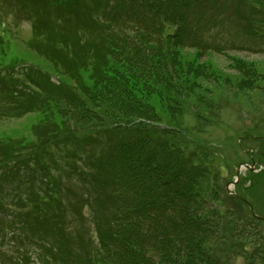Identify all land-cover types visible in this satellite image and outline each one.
<instances>
[{
  "label": "trees",
  "instance_id": "trees-1",
  "mask_svg": "<svg viewBox=\"0 0 264 264\" xmlns=\"http://www.w3.org/2000/svg\"><path fill=\"white\" fill-rule=\"evenodd\" d=\"M219 1L34 0L44 4L47 12L43 31L34 35H46L48 43L53 32L70 27L75 45L69 55L67 46L65 48L61 42H49V48L32 43V47L42 50L40 54L45 53L52 62H56L54 57L61 60L56 64L66 71L72 64L74 74L72 87L66 83L59 86L46 83L39 74L37 84L41 92H46L42 99L52 96L60 101L74 99L73 105L82 111L80 98L84 97L105 118L114 120L107 122L108 126L99 127L97 134L90 137L73 138L54 132L53 135L45 133L38 144H25L21 140L9 148L0 145V186L9 187L17 197L7 205L0 190V210L11 214V219L4 218L0 222V228L17 230L19 235L16 234L15 240L19 238L21 244L24 239L41 243L42 264H72L69 256L74 258L73 264H232L237 257L244 264H264V247L252 240L253 234L249 232L252 217L240 219L227 203L218 207L209 205L214 196L204 194V172L175 153L170 132L157 133V128L147 125L141 129L140 122L139 125L134 123L157 119L146 113L152 107L145 102L148 96L144 92L149 87L143 80L148 77L151 83H159L156 80L166 76L171 80L181 68L174 54L166 61L158 51L154 52L156 46L151 44L161 47L163 40L169 48L192 47L205 51L200 28L205 23L214 27V20L192 29L189 13L197 8L205 10L204 4L213 9ZM249 10L252 15L245 31L258 41L260 50H264V18H255L263 10L255 7ZM203 18L197 16L194 20L199 22ZM257 23L260 28L255 27ZM213 51L220 52L221 48L214 47ZM87 66L92 67V71L87 70L92 82L83 89L78 71H84ZM195 70V75L201 74L199 68ZM243 70L241 65L238 71ZM5 79L13 84V79ZM163 82L168 85L170 98L180 93L176 84ZM37 93L19 99L10 93H0V114L11 108L22 111L23 107H19L25 102L41 100L35 97ZM2 97L11 100V104H4ZM75 112L77 110L72 111L73 118ZM88 112L81 113L88 115ZM47 129L53 132L50 125ZM101 129L113 138L96 142L94 135L101 139ZM60 142H78L70 154L71 157L84 154L85 163L78 166L67 157L66 163L60 161L61 149L52 153L53 144ZM110 143L113 146L106 150L103 146ZM9 151L13 152L6 156ZM21 151L23 153L18 155ZM71 157L68 158L72 160ZM76 182L81 184L80 189V185L77 190L72 187ZM21 184L27 187L23 189ZM7 187L0 188L7 190ZM89 191L95 196L92 201L97 203L96 215L107 212L103 208L104 200L115 208V215L98 222L104 225L97 224V244L91 238L83 244L79 235L76 236L78 250L87 249L81 251L82 256H76L70 227L83 222L81 211L88 199L90 201ZM225 195L223 202L236 203L235 197ZM219 201L221 199H213L215 204ZM241 220L240 225L236 223Z\"/></svg>",
  "mask_w": 264,
  "mask_h": 264
},
{
  "label": "rangeland",
  "instance_id": "rangeland-1",
  "mask_svg": "<svg viewBox=\"0 0 264 264\" xmlns=\"http://www.w3.org/2000/svg\"><path fill=\"white\" fill-rule=\"evenodd\" d=\"M43 6L44 4H39V7ZM203 6L201 7L209 12L196 7L200 12L196 13L197 9L191 10L189 17L192 20L190 25L192 29L198 24L214 20L215 25L212 28L208 23L200 26V31L203 33L201 45L205 44L207 48L205 51H202V48L195 50L192 47L169 48L163 40L161 47L158 44H151L156 46L154 52L158 51L166 61L171 59V54H174L181 68L171 80H167L168 76L156 80L159 83H151L148 77L146 81L143 80V84L147 82L149 87L148 91L144 92V95L148 96L145 102H149L148 105L152 107L146 113L157 116V119L143 122L136 120L134 123L136 125L141 123L139 126L141 129L148 125L157 128L155 130L157 133L170 132L169 139L175 153L181 158L189 159L204 172L206 178L204 194H209V197L214 196L208 204L218 207L227 203L237 211L240 219L251 216L253 221L249 224L252 230L249 232L253 234L252 240L258 241L264 247V220H262L264 219V170H260V166L264 165V50H260L258 41L245 31L248 18L250 14L252 15L250 7L263 10L256 14L257 20L264 18V0H220L219 5L213 9L205 4ZM31 10L29 6L26 10L22 9L19 0H0V65L19 63L20 69L26 65L35 66L42 70L46 83H66L67 86L72 87L75 85L72 78L74 75L72 64L67 66L66 71L62 65L56 64L61 62L58 58L54 57L56 62H52L45 54L37 55L32 49L33 42L46 48L51 47L49 42H61L65 48L67 46L66 50L70 55L71 49L75 48L71 39L73 34L69 33L70 27L53 32L47 43L46 35H33L38 19L30 12ZM197 16L204 18L195 22ZM255 27L260 28V24H255ZM59 31L62 33L58 36ZM224 34L229 36V40L235 41L234 47L228 46L230 48L226 49L218 46L219 37ZM62 45L60 46L63 47ZM214 47L221 48V51H213ZM241 65L244 69L242 73L238 71ZM198 68L202 77L201 74L195 75V69ZM87 70L92 71V67L87 66L84 71H78L83 79V82L81 81L83 89L90 87L92 82L89 80L90 72ZM165 80L171 85L176 84L177 88L181 89L180 93L171 94L173 98H170L169 90L166 88L168 85L163 82ZM151 94L154 95L149 98ZM35 95L41 100L27 102L31 104L30 106L23 104L22 111L0 114V145L9 148L13 144L18 145L21 140L25 144H38L45 133L53 135L54 132L59 136L64 134L73 138L90 137V134L95 133L99 127L108 126L107 122L114 121L113 117L107 119L102 112L96 111L95 105L86 102L84 97L80 98V101L83 110L89 111L88 115H83L81 113L83 110L81 111L76 104L73 105L74 99L60 101L56 96L42 99L46 96V92L39 91ZM73 110H77L75 118L72 116ZM49 125L53 132L47 129ZM95 126L97 127L95 130H90ZM148 133L151 134V130ZM99 136L101 139L95 135L96 142L107 140L101 134ZM112 146L110 143L103 147L108 149ZM12 152L9 151L6 156ZM22 153V151L17 152L18 155ZM253 163L255 170L241 169L240 184L233 186L232 182L235 180L239 166ZM64 179L69 182L66 177ZM72 185L76 190L79 185L78 189L81 187L78 182ZM228 192L235 193L241 200L236 198L235 204L227 200L223 202L224 194L228 196ZM104 198L100 197L101 200ZM215 198L221 201L215 204L213 202ZM104 202L103 208L107 210L108 217L115 215V208L111 207L108 201L104 200ZM236 223L240 225L242 220ZM72 228L77 231L76 236L79 234V241L86 244L89 235L82 229L78 233L79 223L74 224ZM1 234L0 231V237ZM74 239L72 247L76 249V256H82L83 250L87 249L78 250L76 237ZM12 240L9 233L2 235L0 239V244L1 241L5 243L2 250L9 254L15 253L17 248ZM25 250L31 259L28 264H39L37 255L40 253V248L27 245ZM69 258L73 264L74 258L71 256ZM87 259L89 262V258ZM232 264L244 263L237 257Z\"/></svg>",
  "mask_w": 264,
  "mask_h": 264
},
{
  "label": "water",
  "instance_id": "water-1",
  "mask_svg": "<svg viewBox=\"0 0 264 264\" xmlns=\"http://www.w3.org/2000/svg\"><path fill=\"white\" fill-rule=\"evenodd\" d=\"M245 168H249L247 165H243ZM239 170H240V168H238L237 169V179H238V177H239ZM236 182V181H235ZM234 182V183H235ZM234 183H232V184H234ZM251 214L253 215V213L251 212ZM262 220H264L263 218H262Z\"/></svg>",
  "mask_w": 264,
  "mask_h": 264
}]
</instances>
